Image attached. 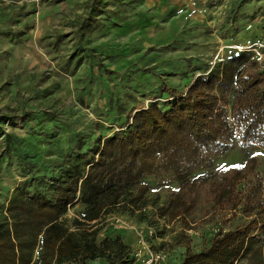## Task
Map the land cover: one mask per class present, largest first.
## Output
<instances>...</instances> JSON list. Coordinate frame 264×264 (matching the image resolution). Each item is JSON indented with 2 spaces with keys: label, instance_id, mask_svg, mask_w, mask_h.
<instances>
[{
  "label": "rangeland",
  "instance_id": "obj_1",
  "mask_svg": "<svg viewBox=\"0 0 264 264\" xmlns=\"http://www.w3.org/2000/svg\"><path fill=\"white\" fill-rule=\"evenodd\" d=\"M90 2L0 0V221L24 183L53 176L80 144L91 150L126 117L165 102L163 85L185 91L232 52L264 62V0H99L92 17ZM237 164L258 174L264 188V149L235 146L186 182L144 180L148 193L134 192L84 231L95 229L99 242L118 237L121 264H147L149 250L164 255L162 264H180L183 244L199 251L219 229L251 219L243 203L233 209L229 194L220 202L212 193L221 170ZM179 195L184 206L174 200ZM85 210L76 203L65 214L69 231L83 229L73 221ZM238 264H264V243L254 242Z\"/></svg>",
  "mask_w": 264,
  "mask_h": 264
},
{
  "label": "trees",
  "instance_id": "obj_2",
  "mask_svg": "<svg viewBox=\"0 0 264 264\" xmlns=\"http://www.w3.org/2000/svg\"><path fill=\"white\" fill-rule=\"evenodd\" d=\"M99 3L91 0L90 17ZM162 92L166 93L165 102L153 100L126 117L121 129L98 138L95 148L81 151L84 145L80 144V151L67 155L68 164L58 173L33 178V184L24 183L13 193L0 221V264L76 260L121 264L120 239L103 238L99 242L95 229L84 231L89 223L108 214L109 208L134 192L148 193L151 189L146 179L173 175L186 182L184 179L203 163L235 146L264 149V62L251 52H232L200 73L185 91L163 85ZM9 139L5 136L8 143ZM238 185L244 188L238 191ZM211 187L216 201L225 200L229 194L228 199L235 203L233 209L243 203V213L251 219L235 230L219 229L199 251L183 244L180 264H238L254 242L264 243L260 176H251L244 165L228 166ZM181 196L174 200L184 206ZM76 203L86 207L73 221L83 229L71 232L63 218L67 206ZM179 215L175 211L172 218Z\"/></svg>",
  "mask_w": 264,
  "mask_h": 264
},
{
  "label": "built area",
  "instance_id": "obj_3",
  "mask_svg": "<svg viewBox=\"0 0 264 264\" xmlns=\"http://www.w3.org/2000/svg\"><path fill=\"white\" fill-rule=\"evenodd\" d=\"M67 208H68L67 209V213H71V208H70L69 205L67 206ZM149 253H150V255H149V260H148L147 264H162L163 263V261L165 259L163 254H161V253H152V252H150V250H149Z\"/></svg>",
  "mask_w": 264,
  "mask_h": 264
}]
</instances>
